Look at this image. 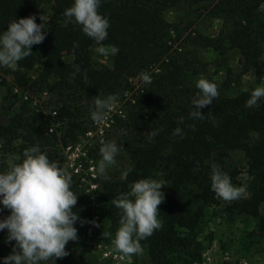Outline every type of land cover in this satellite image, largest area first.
Wrapping results in <instances>:
<instances>
[{"label":"trees","instance_id":"16d2710c","mask_svg":"<svg viewBox=\"0 0 264 264\" xmlns=\"http://www.w3.org/2000/svg\"><path fill=\"white\" fill-rule=\"evenodd\" d=\"M45 1L50 3L51 10L44 20L46 29H42L47 33L45 39L32 45L31 55L18 61L17 66L25 71L38 66L41 77L53 79L55 89L79 90L89 98L109 94L119 98L130 93L126 100L131 109L122 124L150 135L156 133L148 145L129 149L131 167L126 178H89V184L95 185L91 195L103 207V216L111 227L119 226L120 219V210L112 203L114 198L128 192L135 180L163 179L167 186L158 205L161 227L140 243L148 246L152 264H172L170 255L192 242L205 207L216 203V194L210 188L208 162L215 155L216 166L223 171V159L230 152L239 151L245 158L249 177L247 195L230 200L224 214L230 220L234 215L248 217L257 231L264 232V102L249 108L245 107L249 93L219 94L201 109V118L190 115L194 109L187 102L191 95L184 80L187 60L182 53L172 51V43L178 38H172V34H178L179 29L161 15L164 9L185 0H101L98 11L109 20L108 36L103 44L119 48L116 55H111L108 67L94 65L90 47L95 42L81 31L80 25L65 23L63 11L72 0H0V31L7 30L12 19L29 15L41 23L36 11ZM188 1H206L211 4L209 12L213 15L234 20L217 38L199 36V45L221 56L228 49L237 50L241 69L253 70L260 79L264 16L259 7L264 0ZM65 56L71 60L66 61ZM74 66L80 71L75 72ZM144 76L148 77L147 81ZM12 103L8 106V123L0 125V141L2 151L8 150L14 158L26 147L38 145L50 160H57L53 155L54 141L64 146L74 145L85 132L71 118L69 109L54 111L51 116L28 101H22L16 108ZM177 127L181 134L173 135ZM87 156L91 157L92 153L87 152ZM74 194L77 201L73 211L88 215L90 205L84 199L89 195L77 191Z\"/></svg>","mask_w":264,"mask_h":264},{"label":"rangeland","instance_id":"374dc122","mask_svg":"<svg viewBox=\"0 0 264 264\" xmlns=\"http://www.w3.org/2000/svg\"><path fill=\"white\" fill-rule=\"evenodd\" d=\"M210 6L211 4L206 1L194 3L185 0L164 9L161 14L165 21L176 25L179 29L178 34H172V38L178 36L172 43V51L182 53L187 60L185 87L188 86L192 90V92L187 91L191 93L187 102H191L198 91L195 82L201 77L214 82L219 94L225 96L250 94L255 87L264 84V42L261 45L260 56L263 76L260 79L256 77L253 70L244 72L241 69L237 50L228 49L226 54L221 56L199 45V36L217 38L234 22L231 18L213 15L209 12ZM259 12L264 16V4L259 7ZM36 15L38 18L42 15L46 20L51 15L50 3L45 1L41 4ZM96 47V43L90 47L94 65L110 66L111 54H98L95 51ZM64 59L70 61L71 57L65 56ZM135 82L137 78L133 81L134 84ZM53 84V79L45 80L40 76L38 66L29 71L18 66L15 69L0 67V125L8 123L10 112L8 106L12 101H14L13 108L19 106L22 101H28L33 107L51 116L54 111L58 112L62 108L69 109L71 118L80 123L85 131L74 145L64 146L59 141L53 143L56 148L54 158L69 172L72 191H77L83 196L89 195L88 198L85 197L84 203L88 202L90 205V213L78 214L79 219L74 224L78 239L69 241L65 245L68 255L56 258L55 264H152L146 244L140 243L143 248L141 254L127 256L115 249L112 236H103L105 232L114 236L119 226L112 228L103 216V207L96 203L91 195L95 185L89 184V178L123 180L122 173L131 167L129 149L146 146L152 141V135L148 132L122 124L131 109L126 100L130 93L119 97L116 105L107 111L105 118L97 122L90 118V107L94 98L87 97L79 90H57L52 86ZM13 94L16 98H12ZM263 102L264 98H261L257 104ZM108 140H115L118 145H122V148L115 157V164L107 168V178H104L97 174L96 168L101 159L99 147L102 142ZM1 145L0 141V170H4L5 166L14 162V157L8 150L2 151ZM87 152H91L92 156H87ZM215 157L214 155L213 160L208 162L210 167L216 165ZM221 164L223 172L230 176L232 184L241 190L240 196L245 197L249 177L242 153L230 152ZM166 186L167 184L162 186V192ZM215 200L216 203L205 207L203 219L192 242L186 248H179L170 255L172 264H264V232L257 231L254 221L248 217L234 215L230 220L223 209L231 201H226L217 195ZM262 211L264 212V205H262ZM6 215L8 213H5L3 206H0V219ZM81 220L85 222L81 224ZM91 221H95L99 227ZM6 231L0 230V258L11 253L14 243V241L5 243ZM78 231L83 234L80 235ZM0 264H3L2 259ZM47 264H53V262L48 261Z\"/></svg>","mask_w":264,"mask_h":264},{"label":"clouds","instance_id":"9594fccd","mask_svg":"<svg viewBox=\"0 0 264 264\" xmlns=\"http://www.w3.org/2000/svg\"><path fill=\"white\" fill-rule=\"evenodd\" d=\"M100 4L101 0H72L63 11L65 23L79 24L81 31L96 43L98 54L116 55L117 46L103 44L108 36L109 20L99 13ZM39 19L41 23H36L34 15L12 19L7 23V30L0 31V67L15 69L18 61L31 55V46L45 39L47 33L42 32L46 29L44 17L41 15ZM74 67L75 72L80 71L78 66ZM143 79L147 81L148 77ZM195 87L198 91L191 101L194 110L190 115L201 118V109L210 105L219 92L214 82L203 77L196 80ZM261 98H264V84L251 91L245 107L255 106ZM117 101L115 94L94 97L90 118L102 121ZM178 134H181L179 127L173 129V135ZM121 148L122 145L115 140L101 143V159L96 168L98 175L107 178V168L115 164ZM127 175L128 170L122 173V178ZM209 178L210 188L218 197L228 201L240 196L241 190L218 166L212 165ZM71 185L69 172L57 160H50L38 145L26 147L14 162L0 170V206L9 210L8 215L0 219V230H7L5 243L14 241L11 253L0 258L3 264H47L48 261L55 264L56 258L68 255L65 245L78 239L74 224L79 219L77 212L73 211L77 195ZM164 185L163 179L141 178L129 185L128 192L113 199V205L120 210L119 227L114 236L108 232L103 236H112L119 253L127 256L141 254L140 241L161 227L158 205L164 199L161 191ZM84 222L80 221L81 224ZM91 223L99 227L95 221Z\"/></svg>","mask_w":264,"mask_h":264}]
</instances>
